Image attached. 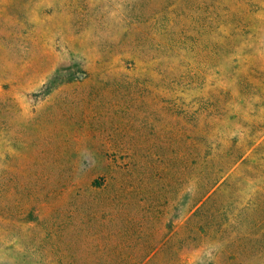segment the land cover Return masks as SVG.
<instances>
[{"label":"rangeland","instance_id":"1","mask_svg":"<svg viewBox=\"0 0 264 264\" xmlns=\"http://www.w3.org/2000/svg\"><path fill=\"white\" fill-rule=\"evenodd\" d=\"M0 264H264V0H0Z\"/></svg>","mask_w":264,"mask_h":264},{"label":"trees","instance_id":"2","mask_svg":"<svg viewBox=\"0 0 264 264\" xmlns=\"http://www.w3.org/2000/svg\"><path fill=\"white\" fill-rule=\"evenodd\" d=\"M200 202H202V201H200Z\"/></svg>","mask_w":264,"mask_h":264}]
</instances>
